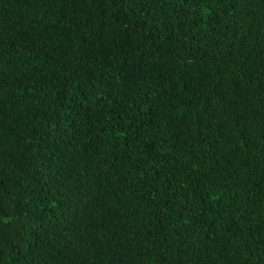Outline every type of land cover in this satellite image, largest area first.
Returning a JSON list of instances; mask_svg holds the SVG:
<instances>
[{"label": "trees", "instance_id": "trees-1", "mask_svg": "<svg viewBox=\"0 0 264 264\" xmlns=\"http://www.w3.org/2000/svg\"><path fill=\"white\" fill-rule=\"evenodd\" d=\"M0 264H264V0H0Z\"/></svg>", "mask_w": 264, "mask_h": 264}]
</instances>
